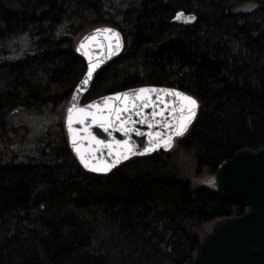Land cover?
Instances as JSON below:
<instances>
[{
	"label": "trees",
	"instance_id": "obj_1",
	"mask_svg": "<svg viewBox=\"0 0 264 264\" xmlns=\"http://www.w3.org/2000/svg\"><path fill=\"white\" fill-rule=\"evenodd\" d=\"M177 11L195 22L172 23ZM97 25L124 47L83 102L141 85L198 101L169 151L104 175L78 164L61 119L18 133L64 108L85 69L74 43ZM262 146L264 0H0V264H190L216 220L244 211L193 177Z\"/></svg>",
	"mask_w": 264,
	"mask_h": 264
},
{
	"label": "water",
	"instance_id": "obj_2",
	"mask_svg": "<svg viewBox=\"0 0 264 264\" xmlns=\"http://www.w3.org/2000/svg\"><path fill=\"white\" fill-rule=\"evenodd\" d=\"M177 13H182L183 16L174 19ZM194 17L191 20H185L184 17ZM195 15L192 13H184L177 11L171 18V22L188 26L195 22ZM110 28L120 33V48L116 49L115 38L110 37L109 33H95V29ZM93 39H86L87 37ZM83 42L84 47L77 51ZM124 46V39L121 32L111 25H98L86 30L82 33L74 43V51L76 55L83 61L85 70L74 88L72 89L68 101L63 112V128L65 131L68 147L76 159L78 164L86 171L104 175L109 173L113 168L120 163L134 156H144L155 151H168L174 140L181 136L172 135L170 128L178 123L181 115L180 111L173 112L171 102L165 107L164 101H175L174 95L164 93L163 89H175L188 96H192L180 89L168 86L159 85H141L137 87L127 88L124 90L107 93L98 96L87 102H82V99L88 91L95 75L110 61L114 60L121 53ZM87 53V56L85 55ZM98 64L99 66L93 72L92 78L87 85H82L81 89L77 88L81 81L85 79V73L89 63ZM140 88H155L158 92L150 94V99L147 100L148 107H142V101L131 95L130 90ZM76 93V105L72 112L73 129L71 136L75 142V146L80 150L86 160L92 167L112 165L107 172H94L91 168H85L73 151V144L69 142V126H68V108L72 106V97ZM114 93H130L127 97V106L129 112L121 114L120 119L116 118L115 108H124L125 99L113 98L108 101V106L105 107L102 98L113 96ZM159 97V98H157ZM193 97V96H192ZM194 98V97H193ZM92 101H100V108L86 109V112L103 114L105 122L109 114L112 117V123L107 124L108 131L105 132L98 123L94 122L91 116L85 113H80L77 109L89 105ZM133 103L141 105L138 109L140 115L136 114L137 110L132 108ZM155 104V107H153ZM179 109V105H176ZM193 117L188 128L194 121L197 115ZM187 114V109L184 110ZM153 113L157 115L153 116ZM121 120L132 121L121 124ZM83 121V122H81ZM144 121V123H141ZM151 124V127H149ZM165 125H168L167 127ZM124 128L139 129L140 135L133 130L124 133ZM187 132V131H186ZM185 132V133H186ZM184 133V134H185ZM183 134V135H184ZM161 135L164 138L171 137L170 146H165ZM182 135V136H183ZM95 136L99 140L106 141L105 144H97L92 137ZM116 140H125L129 145H132V152L127 154V159H121L116 163L118 154L124 151L122 145L117 146ZM152 142L158 144L152 148ZM144 147H150L151 151L144 152ZM214 181L217 192L220 198L237 204L245 210L240 215H233L216 220L210 231L204 235L200 241L195 257L190 264H264V146L257 150H251L246 147L237 149L228 158L219 162L214 171Z\"/></svg>",
	"mask_w": 264,
	"mask_h": 264
},
{
	"label": "snow or ice",
	"instance_id": "obj_3",
	"mask_svg": "<svg viewBox=\"0 0 264 264\" xmlns=\"http://www.w3.org/2000/svg\"><path fill=\"white\" fill-rule=\"evenodd\" d=\"M182 16H183L182 13H177L176 17H174V19L181 18ZM184 19L185 20H191V19H194V17L189 16V17H184ZM94 32L95 33H100V32L109 33L110 37L115 38L116 49L119 50V48H120V33L119 32L115 31L114 29H110V28L95 29ZM93 38L94 37L90 36V37H87L86 39H93ZM83 47H84V44L82 42L80 47L77 48V51H80V48H83ZM85 55L87 56V53H85ZM98 66H99L98 64H93L91 62L88 64V69H87V72L85 73V79H83L81 81L80 85H77L78 89H81L82 85H87L89 83V80L92 78L93 72L96 70V68ZM161 91H163L164 93H166L168 95H174L176 97L175 101H164V104H165V107H167L168 103L171 102L173 105V112H175L177 110L180 111L181 115L179 117L178 123H176L174 127H171L170 131H171L172 135H174V136H182L187 131L188 125L191 123L193 117L196 114V109L198 107V101L195 98H193L192 96H188V95H186L182 92H179L175 89H163ZM154 92H158V90L155 88H140V89H136V90H130L131 95L135 96L136 99H139L143 102L142 107H144V108L148 107L147 100L150 99V94L154 93ZM130 93H114L113 96H111V97H109V96L103 97L102 102H104L105 107H107L108 101H111L113 98L119 99V98L123 97L125 99V107L122 109L114 107V109H113L115 111L116 118L120 119L122 113L129 112V108L127 106L126 101H127V97L129 96ZM157 98H159V97H157ZM76 99H77V95H76V93H74L73 97H72V106L69 107L67 110L69 113V116H68V126H69V133H70L69 142L71 144H73V151L76 152V155L80 160V163L85 168H91V170L94 172H107L109 170V168L112 167V165L92 167L89 164L88 160H86L85 157L83 156V154L80 152V150L75 146V142L72 139V136H71V133L73 131V129L71 127L72 112H73V109L77 107V105L75 103ZM100 103H101L100 101H92L89 105L78 108L77 110L80 113H85L86 115L91 116L93 121L98 123L99 126L105 132H107L108 128L106 125L112 123L111 114H109L107 121L105 122V118H104L102 113L100 115H97L96 113L86 112V109H90L93 107L100 108ZM177 104L179 105V109H177V107H176ZM140 107H141V105H137L135 103H133V105H132V108L134 110H137L136 111L137 115H140V112L138 110ZM153 107H155V104H153ZM185 108L187 109V114H185V112H184ZM155 115H157V113H153V116H155ZM81 122H83V121H81ZM127 122H132V121L121 120V124H124ZM141 123H144V121H141ZM165 126L167 127L168 125H165ZM149 127H151V124H149ZM123 130H124L125 135H127L128 132H131L133 130L136 131L137 135L141 134L139 129L124 128ZM92 138L94 140H96L97 144L107 143L106 141L97 139V137H95V136H93ZM160 138H161V140H163V143L165 146H170L171 137L164 138L163 135H161ZM114 143L117 146L122 145L124 147V151L122 153L118 154V156H117L116 163H119L121 159H127V154H130L132 152L133 146L129 145L128 142L125 140H116ZM157 146H158V144L156 142H152V148H155ZM149 151H151L150 147H144V152H149Z\"/></svg>",
	"mask_w": 264,
	"mask_h": 264
},
{
	"label": "rangeland",
	"instance_id": "obj_4",
	"mask_svg": "<svg viewBox=\"0 0 264 264\" xmlns=\"http://www.w3.org/2000/svg\"><path fill=\"white\" fill-rule=\"evenodd\" d=\"M53 119L55 120L61 119L63 123V107L56 108L55 111L53 110L51 111L47 109L42 113L40 112V113H33L28 115V121L25 122L27 126L26 129L24 127L18 133L20 135H29V136L38 134L42 132V130L45 128V125H47V123L52 121ZM27 128H30V130H27ZM178 152L183 153L182 151H178ZM180 153L179 155H181ZM213 179L214 176L212 174L207 173L206 171L203 170L202 174L196 176L195 178L193 177V183H195L196 185H200L204 183L212 184Z\"/></svg>",
	"mask_w": 264,
	"mask_h": 264
}]
</instances>
